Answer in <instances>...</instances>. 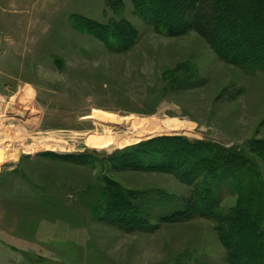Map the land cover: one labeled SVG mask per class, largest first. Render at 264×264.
<instances>
[{
  "label": "rangeland",
  "instance_id": "rangeland-1",
  "mask_svg": "<svg viewBox=\"0 0 264 264\" xmlns=\"http://www.w3.org/2000/svg\"><path fill=\"white\" fill-rule=\"evenodd\" d=\"M152 1L141 13L135 0H0V146L19 151L0 165V264H230L217 220L165 218L188 212L179 173L204 154L224 162L218 210L229 224L254 215L261 238L264 66L222 58L188 15L155 28ZM95 109L194 129L96 149L87 135L113 125ZM47 137L67 149L22 152ZM188 141L204 145L182 161Z\"/></svg>",
  "mask_w": 264,
  "mask_h": 264
},
{
  "label": "trees",
  "instance_id": "trees-1",
  "mask_svg": "<svg viewBox=\"0 0 264 264\" xmlns=\"http://www.w3.org/2000/svg\"><path fill=\"white\" fill-rule=\"evenodd\" d=\"M155 1H157L156 8L152 9V14L148 15L149 21L155 28L163 27V31L171 32L169 30L171 26L177 27L181 23V15H188L192 27L213 46L222 58L244 67L264 66V0H170L173 13L168 23L163 16L165 6H161L158 0ZM150 2L153 3L152 0H135L141 13L145 6L150 7ZM71 19L91 22L98 27L95 33L103 29L105 36L109 39L106 38L107 42L111 43L117 38L112 28L106 25L85 19L78 14H74ZM203 145L200 141L186 142L185 146L188 148H184L182 161L186 160L187 152L191 155L194 153V148L202 149ZM140 146L135 145L131 148ZM94 153H100V151L94 150ZM223 164L224 162H218L217 157L211 154L194 157L191 164L185 163L186 166L179 176L185 182L194 185L189 203L185 206L188 212H183L181 209L174 210L165 218L186 219L192 215V211H198L197 214L218 221L220 238L229 251L230 264H264V239L262 238L264 231L260 230V239L251 240L257 228L263 229L255 216L248 213L240 216L238 212L236 221L229 224L227 217L218 210L221 197L217 189L220 188V182L224 179V171L218 169L223 167ZM201 177H203L201 180H197Z\"/></svg>",
  "mask_w": 264,
  "mask_h": 264
},
{
  "label": "bare ground",
  "instance_id": "bare-ground-1",
  "mask_svg": "<svg viewBox=\"0 0 264 264\" xmlns=\"http://www.w3.org/2000/svg\"><path fill=\"white\" fill-rule=\"evenodd\" d=\"M88 117L95 118L100 121H104L113 127H109V132L105 134L90 133L86 137V144L96 149L124 147L133 142H139L151 136L164 133L165 135H177V134H192L194 125L189 122L174 121L172 119H166L164 123L167 127H161L158 125V120L153 117H145L144 119L138 118L134 115H117L113 112H107L100 109H95L93 113L88 114ZM119 126V127H118ZM24 154L32 153L34 148L36 150L45 148L52 150L67 149L68 143L60 139L47 137L43 138V142L33 145L22 144ZM0 165L2 161L11 158L13 160L18 159L19 151L9 148V144L0 146Z\"/></svg>",
  "mask_w": 264,
  "mask_h": 264
},
{
  "label": "water",
  "instance_id": "water-1",
  "mask_svg": "<svg viewBox=\"0 0 264 264\" xmlns=\"http://www.w3.org/2000/svg\"><path fill=\"white\" fill-rule=\"evenodd\" d=\"M0 158H2V156L0 155Z\"/></svg>",
  "mask_w": 264,
  "mask_h": 264
}]
</instances>
